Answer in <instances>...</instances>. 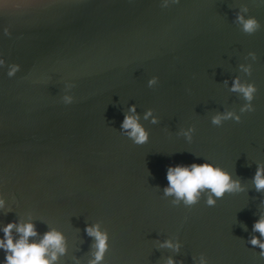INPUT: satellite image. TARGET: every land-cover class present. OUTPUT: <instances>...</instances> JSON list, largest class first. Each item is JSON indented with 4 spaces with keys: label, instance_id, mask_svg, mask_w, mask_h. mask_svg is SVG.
Masks as SVG:
<instances>
[{
    "label": "water",
    "instance_id": "obj_1",
    "mask_svg": "<svg viewBox=\"0 0 264 264\" xmlns=\"http://www.w3.org/2000/svg\"><path fill=\"white\" fill-rule=\"evenodd\" d=\"M17 2L0 9V54L21 66L12 78L0 68V225L32 219L41 233L60 230L67 251L59 264L93 258L86 223L109 234L102 264H166L170 256L194 264L201 253L210 264H264L248 243L264 215V190L252 180L264 165V0ZM242 5L261 25L252 35L233 22ZM249 51L257 60L245 59ZM249 63L250 77L239 69ZM153 75L159 83L149 88ZM234 76L255 82V111L216 127L213 115L239 114L246 103L229 91ZM73 82L74 102L65 105ZM132 104L159 117L141 121L150 133L143 145L120 133ZM190 125L191 142L179 134ZM203 158L244 191L215 206L206 193L190 208L173 204L162 192L167 168ZM169 239L180 240L179 252L160 246Z\"/></svg>",
    "mask_w": 264,
    "mask_h": 264
},
{
    "label": "clouds",
    "instance_id": "obj_2",
    "mask_svg": "<svg viewBox=\"0 0 264 264\" xmlns=\"http://www.w3.org/2000/svg\"><path fill=\"white\" fill-rule=\"evenodd\" d=\"M181 0H161L160 6L167 8L170 5L179 4ZM22 2L17 0H0V9L9 7L20 8ZM248 12L247 5H242L240 10L235 12L234 23L241 25L244 33L252 35L260 30V22L255 16H245ZM4 35H10L8 27L3 28ZM251 58L253 61L257 60V53L249 51L245 59ZM6 66V75L9 78L15 77L20 71L21 66L17 63H8L0 54V68ZM240 71L247 76L252 75V64H241ZM159 83L158 76H151L147 80V86L154 88ZM228 86L229 82L224 81ZM75 83H71L65 87L60 100L65 105H70L74 102V95L69 92L75 88ZM229 91L242 94L246 103L240 108L239 114L235 111L217 112L211 117V124L220 127L225 121L232 120L236 123L241 122V114L255 111L253 101L258 91L254 81H241L240 76L232 78ZM148 120L151 124H158L159 117L155 114L152 108L145 110L144 114L138 113L136 105H129L127 111L124 112V118L120 124V133L132 141L133 144L143 145L148 142L150 133L148 129L141 122ZM196 131L193 125L186 129H181L180 133L189 142L193 139V134ZM196 156V155H195ZM200 158V156H196ZM167 185L163 187V195L165 197H172L173 204L183 203L187 207H191L199 202L202 193H206L205 204L207 206H215L218 199L224 197L225 193H234L244 191V187L239 179L233 178V173L229 170L204 159L203 162L197 163L195 160L189 164H176L169 166L166 170ZM253 183L257 191L264 190V165L257 164L256 171L252 177ZM5 196L0 193V210L5 209ZM8 209L5 215L8 214ZM253 232H259V237L252 236L248 241L252 246L260 249L259 257L264 258V215H261L253 222ZM84 232L87 236L94 238L95 248L93 258L89 260L88 264H102L104 253L108 248L109 234L102 231L99 223H86ZM0 252L3 253L0 258V264H59V258L66 254L67 240L63 232L49 227L43 233L39 232L36 223L32 219L20 220L14 219L10 222L0 225ZM32 238V239H30ZM161 247L170 248L175 252H179L181 242L179 239L165 240ZM166 264H182L173 257H168ZM194 264H210L209 258L201 253L199 260Z\"/></svg>",
    "mask_w": 264,
    "mask_h": 264
}]
</instances>
